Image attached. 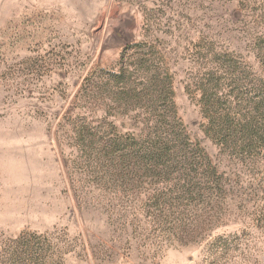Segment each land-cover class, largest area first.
Returning <instances> with one entry per match:
<instances>
[{
  "label": "rangeland",
  "instance_id": "rangeland-1",
  "mask_svg": "<svg viewBox=\"0 0 264 264\" xmlns=\"http://www.w3.org/2000/svg\"><path fill=\"white\" fill-rule=\"evenodd\" d=\"M0 264H264V0H0Z\"/></svg>",
  "mask_w": 264,
  "mask_h": 264
},
{
  "label": "trees",
  "instance_id": "trees-1",
  "mask_svg": "<svg viewBox=\"0 0 264 264\" xmlns=\"http://www.w3.org/2000/svg\"><path fill=\"white\" fill-rule=\"evenodd\" d=\"M219 125H220V124H215V127H219ZM229 125H230V123H229ZM215 127H214V128H215ZM211 129H213V128H211ZM214 136L217 137V138L219 139V141H221V143H225V144H228V140H229L230 137H231V136H229V135L227 136V135H225V134H222V133H220V132L217 133V132H215V131H214Z\"/></svg>",
  "mask_w": 264,
  "mask_h": 264
}]
</instances>
